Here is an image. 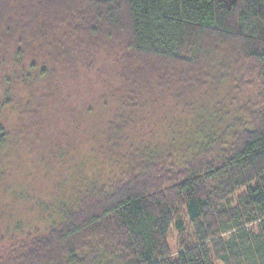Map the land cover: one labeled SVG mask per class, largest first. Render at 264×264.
Listing matches in <instances>:
<instances>
[{"label":"trees","instance_id":"1","mask_svg":"<svg viewBox=\"0 0 264 264\" xmlns=\"http://www.w3.org/2000/svg\"><path fill=\"white\" fill-rule=\"evenodd\" d=\"M120 30L130 89L229 65L235 89L255 75L261 97L228 123L191 126L180 163L169 162L176 154H165L159 137L143 141L121 174L73 186L66 201L54 197L48 219L0 224V264H264V0H0V63L19 66L12 79L28 86L72 69L71 43L84 52L79 39L94 45ZM10 136L0 125V144ZM178 208L195 243L170 257Z\"/></svg>","mask_w":264,"mask_h":264},{"label":"rangeland","instance_id":"2","mask_svg":"<svg viewBox=\"0 0 264 264\" xmlns=\"http://www.w3.org/2000/svg\"><path fill=\"white\" fill-rule=\"evenodd\" d=\"M124 36L121 30L119 38L109 40L99 34L94 45L84 36L79 39L84 52L70 44L72 69L62 65L49 79L44 75L42 81L28 86L12 79L19 66L16 70L10 63H0V105L5 103L0 125L11 131L10 139L0 144L1 225H13L17 216L28 222L48 219L55 213L54 197L66 201L73 186L80 188L82 182L92 183L118 168L121 174L124 160L143 141L159 137V143L167 145L164 153L176 154L169 162L176 161L191 143L183 137L191 126L228 123L261 97L263 86L252 74L253 84L235 89L229 65H216L208 74L186 77L183 82L174 79L164 88L130 89L121 77L128 53ZM85 60L91 62L88 67ZM53 66L48 62L46 67ZM249 75L244 77L247 83ZM127 92L137 95L135 100L128 102ZM22 108L29 110L17 111ZM178 223L182 230L176 227ZM194 234L183 209L178 208L167 238L170 257L184 245L194 244Z\"/></svg>","mask_w":264,"mask_h":264}]
</instances>
